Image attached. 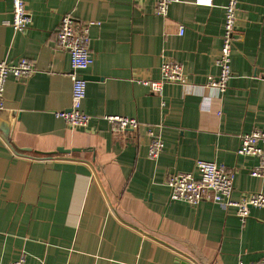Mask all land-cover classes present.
<instances>
[{"label": "crops", "instance_id": "crops-1", "mask_svg": "<svg viewBox=\"0 0 264 264\" xmlns=\"http://www.w3.org/2000/svg\"><path fill=\"white\" fill-rule=\"evenodd\" d=\"M227 2L173 0L162 16L156 0H26L32 22L16 32L8 22L11 1L0 0V60L27 57L35 64L29 76L7 79L0 119L21 147L87 149L69 159H33L16 154L0 131V264L23 254L26 264L264 258V207L252 206L242 220L235 207L172 199L166 183L171 172L195 170L201 158L236 170L233 199L264 193V175L251 174L258 159L238 153L241 134L264 131V0H239L224 94L186 93L175 83L158 94L141 82L162 77L165 57L183 64L190 82L217 75ZM67 13L93 22L94 61L84 72L86 126L73 127L55 114L72 101L70 55L56 41ZM107 115L141 124L116 128ZM151 128L165 142L157 159L148 156Z\"/></svg>", "mask_w": 264, "mask_h": 264}, {"label": "built area", "instance_id": "built-area-1", "mask_svg": "<svg viewBox=\"0 0 264 264\" xmlns=\"http://www.w3.org/2000/svg\"><path fill=\"white\" fill-rule=\"evenodd\" d=\"M10 1L12 4V18L8 22L16 32L22 31L32 22V14L28 10L26 0ZM172 1L156 0L155 12L166 16ZM196 3L211 5L213 0H196ZM238 5L239 0H228L225 5L223 42L221 52L217 58V65L219 66L217 75L209 76L203 84L190 82L183 64L173 58L165 57L161 64L162 77L157 80H144L141 82L158 94L162 93L164 85L167 83L180 84L186 93L212 90L217 94H224L232 77L231 57L237 34ZM92 24L93 22L79 21L71 13H67L60 20L56 32L57 47L66 50L70 55L72 101L69 108L59 110L55 114L73 127L86 126L90 120V115L83 109V100L87 93V79L84 72L94 61L89 49ZM184 32L185 25L180 24L179 33L183 34ZM34 70V61L27 57H22L16 62L0 60V110L5 107V86L9 76L24 78L32 74ZM211 108H208L210 112L212 111ZM214 112L217 115L221 114L219 108H215ZM106 117L114 127L120 129H138L141 124L136 117L123 115H107ZM149 132L151 140L148 146V156L151 159H157L165 147V142L161 135L156 134L152 128ZM262 139H264V131L260 128L243 133L240 136L238 153L258 159V164L251 170L253 176L264 175V147L260 145ZM235 178V169H228L223 164L199 158L196 160L195 170L171 172L167 176L166 183L170 188L172 199H182L192 204L212 201L221 204L225 208L235 207L237 216L245 220L249 216L252 206L264 207V193L252 192L239 199H233L231 196ZM4 264H26V256L23 254L17 260ZM238 264H264V258L253 262L240 260Z\"/></svg>", "mask_w": 264, "mask_h": 264}, {"label": "water", "instance_id": "water-1", "mask_svg": "<svg viewBox=\"0 0 264 264\" xmlns=\"http://www.w3.org/2000/svg\"><path fill=\"white\" fill-rule=\"evenodd\" d=\"M86 77L87 76L85 75V78ZM0 131H1V135L3 136V138L6 140V142L9 144V146L12 148V150L16 154L26 156L29 158H33V159H49V158L69 159L73 157L72 153L74 151H80L81 149L87 150L86 148L74 147V148H63V149H58L54 151H44L40 149L21 147L14 141L12 137L10 125L6 121H3L1 119H0Z\"/></svg>", "mask_w": 264, "mask_h": 264}]
</instances>
